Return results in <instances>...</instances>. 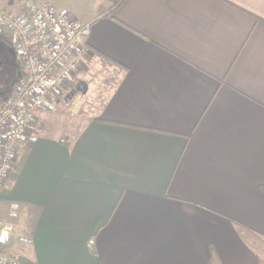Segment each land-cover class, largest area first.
Instances as JSON below:
<instances>
[{
	"label": "crops",
	"instance_id": "1",
	"mask_svg": "<svg viewBox=\"0 0 264 264\" xmlns=\"http://www.w3.org/2000/svg\"><path fill=\"white\" fill-rule=\"evenodd\" d=\"M36 1L91 32L82 68L58 109L36 114L38 141L18 147L0 194L17 207L0 221L34 242L10 254L262 264L264 0Z\"/></svg>",
	"mask_w": 264,
	"mask_h": 264
},
{
	"label": "built area",
	"instance_id": "2",
	"mask_svg": "<svg viewBox=\"0 0 264 264\" xmlns=\"http://www.w3.org/2000/svg\"><path fill=\"white\" fill-rule=\"evenodd\" d=\"M90 32V26L79 24L68 10L36 0L0 10V39L13 45L21 65L10 97H0V194L15 170L18 147L38 141L33 134L36 114L56 110L62 89L82 68ZM9 213L17 218V207ZM16 243L34 242L0 221V264H22L5 251Z\"/></svg>",
	"mask_w": 264,
	"mask_h": 264
},
{
	"label": "rangeland",
	"instance_id": "3",
	"mask_svg": "<svg viewBox=\"0 0 264 264\" xmlns=\"http://www.w3.org/2000/svg\"><path fill=\"white\" fill-rule=\"evenodd\" d=\"M9 2L12 3L13 7H16V9L21 8L23 6L25 0H9ZM9 8V9H12ZM0 56L4 54L5 60H3V56L0 57V96L5 97L6 92L8 91V87L14 83V81L17 79L19 74V62H17L15 57V50L13 45L2 43L0 42ZM3 53V54H2ZM3 60V61H2ZM60 99V98H59ZM58 109V105L56 107ZM53 112V111H50ZM5 205L0 203V219L5 220L7 219L9 210L8 208L5 209ZM263 250V249H262ZM264 255V250H263ZM263 261L262 264H264V256L262 257Z\"/></svg>",
	"mask_w": 264,
	"mask_h": 264
},
{
	"label": "trees",
	"instance_id": "4",
	"mask_svg": "<svg viewBox=\"0 0 264 264\" xmlns=\"http://www.w3.org/2000/svg\"><path fill=\"white\" fill-rule=\"evenodd\" d=\"M6 252H9L8 250H5Z\"/></svg>",
	"mask_w": 264,
	"mask_h": 264
}]
</instances>
